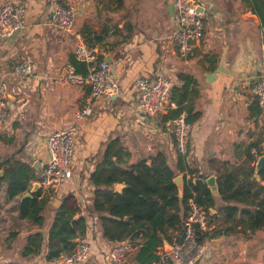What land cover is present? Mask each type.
<instances>
[{
    "label": "crops",
    "instance_id": "0c3cea01",
    "mask_svg": "<svg viewBox=\"0 0 264 264\" xmlns=\"http://www.w3.org/2000/svg\"><path fill=\"white\" fill-rule=\"evenodd\" d=\"M127 1L119 8L114 0H0V7L10 2L26 7L24 29L14 37L0 40V77L6 76L8 110L6 124L0 128V174L6 162L27 164L36 176L29 191L47 162L49 136L67 127L89 97L86 87L55 81L72 66L77 42L76 36L52 25L55 7H73L75 34L84 37L95 50L97 62L110 65L120 86V93L109 101L94 102L92 116L79 124L71 176L51 194L42 212V226L19 217L22 195L7 198L6 184L0 182V264H62L46 261L44 249L36 256L23 257L21 252L30 236L40 234L46 240L54 210L67 195L76 199L78 217H83L87 224L85 235L76 240L89 243L91 248L89 258L81 264H110L106 253L117 243L101 237L97 221L90 214L94 191L90 173L98 163L101 146L116 137L130 154V164L149 162L161 153L174 167L177 151L168 125L170 120H164L176 108L171 98L181 100L185 96L183 105L192 99L201 113L199 120L190 125L187 144L186 161L193 173L177 176L203 182L214 177L218 191L217 183L224 171L248 168L249 156L260 149L264 115L249 92V85L261 75L264 56V34L259 30L257 17L243 10L239 0H196L205 13L201 43L195 45L187 60L174 56L169 59L165 65L171 83L168 110L163 116L146 118L137 109L134 82L139 76H156L167 35L156 36L153 28L137 24L135 17L116 21L114 15L125 10ZM155 1L167 4L169 34L174 27L173 17L167 12L172 0ZM105 28L107 33L93 42L92 36ZM24 59L31 62L33 77L30 82L18 83L8 73ZM121 189L117 191V185L113 186L116 192ZM211 194L216 209L210 212L219 216L218 210L224 205L218 192ZM208 221L209 230L225 227L219 218ZM203 245V255L196 264H264L263 231L248 237L241 233L222 235ZM125 264H136L133 254Z\"/></svg>",
    "mask_w": 264,
    "mask_h": 264
},
{
    "label": "trees",
    "instance_id": "16d2710c",
    "mask_svg": "<svg viewBox=\"0 0 264 264\" xmlns=\"http://www.w3.org/2000/svg\"><path fill=\"white\" fill-rule=\"evenodd\" d=\"M114 1L121 8L125 0ZM239 2L243 10L257 17L259 30L264 34V0ZM107 31L105 28L99 35H93L92 41L98 42ZM71 65L80 75H86L91 67L76 60ZM190 81L191 78L187 83ZM171 99L176 108L170 110L164 120H173L181 112L185 113L186 122L190 125L199 120L201 113L195 109L192 99L186 101V105H183L185 96L181 100ZM260 156L258 149L255 155L249 156L248 168L224 171L219 177L218 194L224 206L218 210L221 214L217 216L210 212L216 209L215 200L205 182L192 178L186 181L184 175L183 192L179 195L173 179L183 172L193 173L186 156L177 153L174 167L161 153L149 162L130 164V154L124 149L122 140L119 137L110 139L101 146L98 163L89 176L94 187L90 214L95 217L103 239L114 244L127 242L134 248L133 261L136 264H153L157 260V249L164 242H169L172 235H180L189 200L203 208L208 219L219 218L225 223L223 229L203 231L197 228L198 244L222 235L241 233L248 237L256 231L264 232V186L260 184L264 183V166L258 173L260 182L254 179L255 163ZM4 164L6 167L0 174V182L6 184L7 198L13 199L26 193L36 179L35 170L27 164ZM117 184L123 185L119 192L113 190ZM49 198L47 193L38 190L32 197L21 199L18 202L19 217L42 226V212L49 204ZM79 213L76 199L72 195L64 197L54 210L46 240L40 234L28 237L21 256H36L44 249V259L52 261L70 253L76 246V240L81 239L87 229L86 221L78 217Z\"/></svg>",
    "mask_w": 264,
    "mask_h": 264
},
{
    "label": "built area",
    "instance_id": "2783aa9c",
    "mask_svg": "<svg viewBox=\"0 0 264 264\" xmlns=\"http://www.w3.org/2000/svg\"><path fill=\"white\" fill-rule=\"evenodd\" d=\"M174 27L163 39L159 69L154 78L139 76L134 82V91L138 111L146 118L163 116L169 107L171 83L165 72V65L174 56L187 60L195 45L201 43L205 26V13L196 0H172ZM26 7L22 3L10 2L0 7V40L9 38L15 31L25 27ZM51 23L58 30L68 35L76 36L77 42L74 57L77 62L90 67L86 75L75 72L73 66H68L62 76L55 81L61 85L86 87L89 90L88 100L78 109L71 123L51 134L47 141L48 159L40 169L38 183L42 193L49 196L71 176L74 145L79 124L92 116L93 103L98 100L109 101L120 93V86L115 81L110 65L105 61L97 62L95 50L92 49L81 35L74 31L75 11L73 7H55L51 13ZM261 75L249 85V92L264 115V56L261 60ZM8 77L12 80L30 82L33 77V67L29 60L24 59L11 68ZM6 76L0 77V128L6 124L7 110ZM170 133L174 139L177 153L186 156L190 124L186 115L181 112L170 120ZM260 153L264 155V133L260 143ZM203 181L202 179H198ZM208 230V215L203 208L192 200L188 201V213L181 227L180 235H172L169 242H164L156 251L157 260L153 264H196L203 255L204 245L196 240V229ZM90 244L77 242L75 248L68 254L59 256L54 261L62 264H81L90 255ZM134 253V248L127 242L117 243L106 253L110 264H125L128 257Z\"/></svg>",
    "mask_w": 264,
    "mask_h": 264
},
{
    "label": "rangeland",
    "instance_id": "374dc122",
    "mask_svg": "<svg viewBox=\"0 0 264 264\" xmlns=\"http://www.w3.org/2000/svg\"><path fill=\"white\" fill-rule=\"evenodd\" d=\"M166 5L165 3L157 4L155 0H129L125 3V10L114 15L115 20L135 17L137 24L153 28L156 36H166L170 29H167Z\"/></svg>",
    "mask_w": 264,
    "mask_h": 264
},
{
    "label": "water",
    "instance_id": "95a60500",
    "mask_svg": "<svg viewBox=\"0 0 264 264\" xmlns=\"http://www.w3.org/2000/svg\"><path fill=\"white\" fill-rule=\"evenodd\" d=\"M167 12L170 16V18L173 17V9L172 6H169L167 8ZM20 31H15L10 37H14L16 36ZM264 166V155H261L260 157H258L256 163H255V175H254V179L256 182H260V178L258 176V173L260 172L261 168ZM173 183L176 185L177 189H178V193L179 195L182 194L183 192V184H184V180L182 176H176L173 179ZM205 184L207 185V187L210 189V191L215 194L217 191V185L215 184V178L214 177H209L205 180ZM260 184L262 186H264L263 182H260ZM123 188V185L121 184H117V191L120 188ZM40 189V184L38 182H35L32 184V187L29 191H27L25 194L22 195L21 199H25V198H30L32 197V195H34L38 190ZM212 211V209H211Z\"/></svg>",
    "mask_w": 264,
    "mask_h": 264
}]
</instances>
